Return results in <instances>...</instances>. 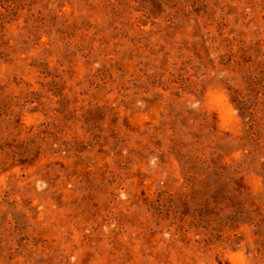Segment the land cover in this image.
I'll return each instance as SVG.
<instances>
[{"label": "rangeland", "instance_id": "obj_1", "mask_svg": "<svg viewBox=\"0 0 264 264\" xmlns=\"http://www.w3.org/2000/svg\"><path fill=\"white\" fill-rule=\"evenodd\" d=\"M241 258L264 264V0H0V264Z\"/></svg>", "mask_w": 264, "mask_h": 264}, {"label": "clouds", "instance_id": "obj_2", "mask_svg": "<svg viewBox=\"0 0 264 264\" xmlns=\"http://www.w3.org/2000/svg\"><path fill=\"white\" fill-rule=\"evenodd\" d=\"M218 95L224 105V111L221 114L220 120H221V127L226 126V117H234L235 116V109L234 107L229 103L228 97L225 95L223 91H219ZM241 264H242V258H241Z\"/></svg>", "mask_w": 264, "mask_h": 264}]
</instances>
